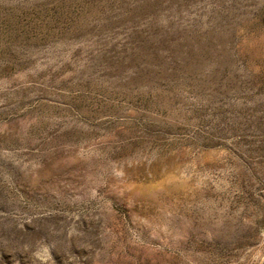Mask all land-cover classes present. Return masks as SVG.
<instances>
[{
	"label": "rangeland",
	"instance_id": "rangeland-1",
	"mask_svg": "<svg viewBox=\"0 0 264 264\" xmlns=\"http://www.w3.org/2000/svg\"><path fill=\"white\" fill-rule=\"evenodd\" d=\"M0 264H264V0H0Z\"/></svg>",
	"mask_w": 264,
	"mask_h": 264
}]
</instances>
